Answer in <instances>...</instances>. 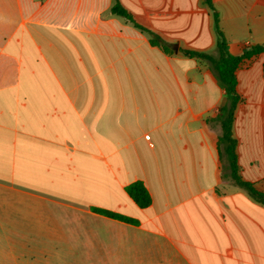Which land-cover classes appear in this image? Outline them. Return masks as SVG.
<instances>
[{
  "label": "crops",
  "instance_id": "1",
  "mask_svg": "<svg viewBox=\"0 0 264 264\" xmlns=\"http://www.w3.org/2000/svg\"><path fill=\"white\" fill-rule=\"evenodd\" d=\"M212 1L233 55L264 45V0ZM214 14L207 0H0V264H264V204L224 178L210 122L229 96L185 53L219 58ZM238 80L241 174L264 193V54Z\"/></svg>",
  "mask_w": 264,
  "mask_h": 264
},
{
  "label": "trees",
  "instance_id": "2",
  "mask_svg": "<svg viewBox=\"0 0 264 264\" xmlns=\"http://www.w3.org/2000/svg\"><path fill=\"white\" fill-rule=\"evenodd\" d=\"M208 5L215 12V27L218 35L219 58L214 59L208 54L186 51L192 57H198L211 62L218 72V78L229 96L228 104L220 110L217 118L210 122L219 125L221 134L218 137L220 157L224 164V178L233 185L248 192L255 200L264 204V193L256 186L245 180L241 174L239 157L237 153L238 139L235 136V123L237 112L242 105V96L239 89L238 71L248 62L255 60L264 54V45H254L247 47L241 55H233L230 52L228 41L219 26V15L213 5L212 0H207ZM113 12L132 21V16L119 3L113 7ZM136 24V23H135ZM142 28L140 25L136 24ZM144 29V28H142ZM152 44L162 46L166 51H170L168 45L164 44L158 36H154ZM127 192L134 202L141 208H148L152 204V196L142 182H135L127 187ZM98 213L111 218L119 219L129 223H136L127 217L117 213L96 210Z\"/></svg>",
  "mask_w": 264,
  "mask_h": 264
},
{
  "label": "rangeland",
  "instance_id": "3",
  "mask_svg": "<svg viewBox=\"0 0 264 264\" xmlns=\"http://www.w3.org/2000/svg\"><path fill=\"white\" fill-rule=\"evenodd\" d=\"M256 59H257V58H256ZM256 59H255V60H256ZM253 61H254V60H252V61L246 63L241 69H243L245 66H247V65L250 64V63H252ZM241 69H240V70H241ZM240 70H239V71H240ZM239 71H238V72H239ZM240 94H241V96H242V100H243V102H242V105H241V108L239 109V111H240V110H244V103L246 102V99H245V97H243V95H242L241 92H240ZM239 111H238V112H239ZM238 112H237V114H238Z\"/></svg>",
  "mask_w": 264,
  "mask_h": 264
}]
</instances>
